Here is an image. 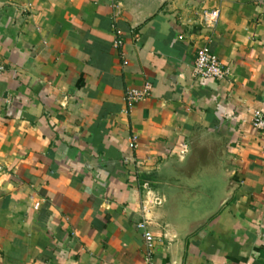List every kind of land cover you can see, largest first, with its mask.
Here are the masks:
<instances>
[{"label":"crops","instance_id":"0c3cea01","mask_svg":"<svg viewBox=\"0 0 264 264\" xmlns=\"http://www.w3.org/2000/svg\"><path fill=\"white\" fill-rule=\"evenodd\" d=\"M256 108L264 0H0V264H144V219L155 264H264ZM193 136L223 144L207 176Z\"/></svg>","mask_w":264,"mask_h":264},{"label":"built area","instance_id":"2783aa9c","mask_svg":"<svg viewBox=\"0 0 264 264\" xmlns=\"http://www.w3.org/2000/svg\"><path fill=\"white\" fill-rule=\"evenodd\" d=\"M217 18L216 11H208L203 14V23L207 26H213ZM121 44L119 38L115 39L113 45L115 47ZM192 73L197 81H204L209 79L221 80L225 75V71L222 69L221 64L217 56L209 50V48L204 45L199 47L195 51V57L192 67ZM149 85L145 84L143 88H127L125 89L124 95L127 103H136L144 101L149 97ZM252 125L257 130L264 129V112L260 108H256L252 111ZM136 138L131 136L130 147L135 148ZM186 152V147L183 146L182 155ZM156 205H160L161 202L156 200ZM147 223L144 219L138 224V228L142 230L143 238L145 241V250L143 253L144 264H155L154 254L156 249L157 240L151 236L147 230Z\"/></svg>","mask_w":264,"mask_h":264},{"label":"rangeland","instance_id":"374dc122","mask_svg":"<svg viewBox=\"0 0 264 264\" xmlns=\"http://www.w3.org/2000/svg\"><path fill=\"white\" fill-rule=\"evenodd\" d=\"M191 153L189 159L193 161V165L186 169V174L193 176L198 165L201 166L202 172L207 176L212 171L210 162L217 157L219 150L223 148V144L218 138L213 136H193L191 138Z\"/></svg>","mask_w":264,"mask_h":264}]
</instances>
